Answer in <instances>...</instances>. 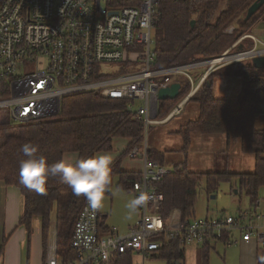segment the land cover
<instances>
[{
    "label": "built area",
    "instance_id": "obj_1",
    "mask_svg": "<svg viewBox=\"0 0 264 264\" xmlns=\"http://www.w3.org/2000/svg\"><path fill=\"white\" fill-rule=\"evenodd\" d=\"M160 2L0 0V109H8L14 122L27 123L59 114L66 97L96 93L125 100L127 110L143 119L146 131L159 122V92L174 78L191 83L190 96L213 71L264 56V41L245 33L217 57L156 67L154 28ZM227 3L222 0V9ZM236 28L232 24L224 33ZM247 39L252 40L251 45H243ZM199 69L203 72L196 83ZM183 101L173 113L180 112ZM139 155L142 176L134 183L132 194L144 193L148 202L139 209L135 225L124 233L101 231L102 209L91 210L86 202L71 240L77 258L70 264H112L114 256L126 252L138 255L136 264H147L159 258L164 248L161 236L178 240L185 251L207 240L227 245L255 240L264 247L263 204L216 218L183 219L178 208L164 217L158 212L164 195L155 183L172 168L150 160L146 150L140 152L137 146L129 154ZM183 261L179 258L172 263ZM43 264H63L57 230L55 239L46 244Z\"/></svg>",
    "mask_w": 264,
    "mask_h": 264
},
{
    "label": "trees",
    "instance_id": "obj_2",
    "mask_svg": "<svg viewBox=\"0 0 264 264\" xmlns=\"http://www.w3.org/2000/svg\"><path fill=\"white\" fill-rule=\"evenodd\" d=\"M253 1L228 0L226 8L219 13L222 0H161L155 12V66L167 67L221 55L241 34L251 33L254 24L264 18L263 6L247 21L245 14L233 33L223 32L225 27L234 24L233 20L243 11L247 12ZM193 19H196V23L192 27ZM232 77L242 80L238 109L232 107L229 99L215 98L213 94L212 82L215 78ZM181 83L182 88L176 98L160 100L158 120L165 119L189 93L190 83L182 80ZM190 101L199 104L200 115L179 130L184 140L182 151L185 160L155 183L157 190L164 195L158 212L167 217L174 208H178L183 219L193 218L199 196L198 186L203 181L207 192L215 193L221 183L237 179L239 191L246 193L251 205H264V194H261V190H264V129L256 126L257 120L264 115V68H258L252 62L223 66L208 76ZM193 131L222 133L228 139L241 138L242 150L256 157L255 170L245 173L189 171L186 165ZM116 137L131 141L110 165L112 184L118 176L117 185L132 192L134 183L141 179L142 173L123 170L122 161L133 148L143 146L146 138L143 119L127 110L125 100L104 98L96 93L69 96L63 100L59 114L27 123L14 122L8 109H0V179L21 189L24 212L20 223L27 228L29 235L33 232V218L37 215L42 218L45 248L50 224L55 216L58 255L63 264H70L77 258L71 240L86 200L83 196L73 195L71 188L58 177L49 179L44 193L23 186L19 182V167L20 161L27 157L21 150L22 145L29 142L38 145L37 155L45 156L52 164L64 160L70 152L78 153L79 160L100 151H112ZM146 153L150 160L166 165L167 151L148 145ZM106 228L103 223L101 231ZM160 238L164 248L159 258L173 264L174 259L185 256V250L178 240L164 236ZM211 243L207 240L200 249V264H209ZM259 256L260 263L264 264V247L260 249ZM133 263L131 252L118 254L112 259V264Z\"/></svg>",
    "mask_w": 264,
    "mask_h": 264
},
{
    "label": "crops",
    "instance_id": "obj_3",
    "mask_svg": "<svg viewBox=\"0 0 264 264\" xmlns=\"http://www.w3.org/2000/svg\"><path fill=\"white\" fill-rule=\"evenodd\" d=\"M221 10L224 9L221 8ZM262 23H264V18H260L252 27V30L254 28L259 29L258 31L260 35L252 33V30L251 33H247V34H252L255 37L259 38L260 40L264 41V39L261 38L264 37V26L261 25ZM235 25L239 27V25L237 24ZM251 44H252L251 39H247L243 43V45H251ZM202 72L203 70L197 71V74L194 77L196 83L199 81ZM233 78H237V77L215 78L212 82L213 94L215 98L229 99L231 101V105H232L231 97H228L225 94L234 92V89L232 91V88H234V83L219 82V84H217L215 80L223 79L224 81H230ZM181 80L184 82L188 81L183 77H176L174 78L173 83L174 82L181 83ZM216 84L219 87L218 89L216 88ZM241 89H242V83H241ZM217 91L218 93H216ZM189 93L186 96H188ZM192 95L188 96V98H186L185 96L178 103L180 104L186 98L183 101V105L180 109V112L178 113L172 112L178 106L177 104V106L171 111V113L167 116V118L161 119L159 120V122L171 120L175 116L180 115L182 113L181 110L186 109V107L190 104L191 102L190 98L192 97ZM238 97L239 95L237 96V101H238ZM199 115H200V106L195 119H197ZM260 118L257 120V123L260 122ZM195 119H185L180 126L182 127L183 125L187 124L189 121ZM257 127L259 129H264V127L261 126H257ZM179 130H177L175 133L177 132L179 133ZM146 131H145V138H146ZM125 139H126L125 141L126 144L122 146V148L124 149L131 141V139L129 138H125ZM191 140L192 142H191L189 154L187 156V165H186L189 171H195V172L229 171L235 173H245V172H252L255 170L256 157L254 154L245 153L242 150V140L239 137H233L231 139H228L227 136L222 133L205 134L199 131H193L191 134ZM183 144H184V140L182 143V148H183ZM147 146L148 145L146 144V139H145L144 145L141 147L138 146L137 147L140 149V152H144ZM182 148H181V152L185 160V155L182 151ZM114 151L116 152L115 148L111 152L110 151H106V152L100 151V152L115 153ZM120 153L121 152H119V154ZM96 154H100V153L97 152ZM70 159L72 160V162H75L76 158L71 157ZM64 160H66V158ZM113 161L114 159L112 158V162ZM183 161L180 164H182ZM215 162L217 163V168H218L217 170L213 169L214 167H212ZM198 166H200L201 169H199ZM142 168H143V160L140 155L137 157H131L127 155L122 161L123 170L141 172ZM197 170H207V171H197ZM118 181H119V177L116 176L114 183L112 184V192H108L105 194V201H104V206L102 208V212L104 217V224L107 228L106 230H104V232H108L109 230H113V229H116L117 231L123 233L127 232L130 228H132L135 225L137 219L139 218V214L137 212L136 214L133 215V218L131 220L125 219L126 210L124 205L127 199L133 197L132 194L133 191L131 192L120 188L119 186H117ZM235 182L236 185H238L237 179H235ZM235 192L238 193L239 189L235 190ZM249 207H251V204ZM260 207L263 206L261 205ZM242 209H246V208H239L238 211ZM23 212H24V195L21 189L16 185L7 184L5 180L0 179V264H43L44 263L46 248L43 242L42 218L39 215L33 218V222H32L33 232L31 235H29L27 228L20 223V219L23 215ZM222 215H227V213H224ZM212 218H216V217H212ZM52 226L56 230L55 216H54V220L51 221L50 228ZM49 241L51 240H49V233H48L46 244ZM204 245L205 243L199 244L197 247L196 246L188 247L185 251V256L183 257L184 260L183 264H200V249ZM262 248L263 247L259 246V244L255 240H251L248 242L240 241L239 243L233 245H227L224 241L212 242L209 253V264H261L259 252L260 249ZM132 254H133V262H134L133 264H136L137 261L139 260V257L136 261L134 259V256L137 254L135 253ZM157 259H162V258L157 257L150 261L152 262ZM166 261L168 262V260Z\"/></svg>",
    "mask_w": 264,
    "mask_h": 264
},
{
    "label": "rangeland",
    "instance_id": "obj_4",
    "mask_svg": "<svg viewBox=\"0 0 264 264\" xmlns=\"http://www.w3.org/2000/svg\"><path fill=\"white\" fill-rule=\"evenodd\" d=\"M245 12L246 11H243L237 18H235L233 20V23L239 25L241 22L240 19L244 18L246 14ZM261 25L264 26V23H262ZM258 30L259 29L254 28L252 30V33L260 35ZM261 38L264 39V37ZM215 81L217 82V84H219V82L234 83V88H232V91L234 89V92L228 94L226 93L225 95L231 97L232 106L235 109H238L239 103L237 101V96L241 91V83H242L241 79L233 78L230 81H224L223 79H216ZM217 84H216V88L218 89L219 87ZM216 93H218V91ZM181 111L182 113L180 115H177L174 118L172 117L173 119L171 120L156 123L146 131V144L151 147L158 148L160 150H164V151L166 150L167 155H166L165 164L173 168L175 167V165L180 164L184 160V157L181 152L183 138L181 134L175 132L181 128L180 125L181 123H183L185 119H195L199 111V105L196 102L191 101L190 104L186 107V109L184 110L182 109ZM257 126L264 127V115L260 118V122L257 123ZM125 141L126 139L123 137H116L114 139V148L116 152L115 151L114 152L117 154L115 153H105V154H108L113 159H115V157L118 156L119 152L123 151L122 149L124 148H122V146L126 144ZM99 153L101 154L102 152ZM77 154L78 153L76 152L67 153L65 155L66 161L72 162L70 158L74 157L76 159L75 162L72 163L75 164L78 158ZM198 167L199 169H201L200 166ZM212 167H214L213 169L217 170L218 169L217 163L215 162ZM197 171H207V170H197ZM238 189H239L238 185H236L235 180H233L231 182H223L220 185L217 192L208 193L205 187V182L204 181L201 182L198 186L199 196L195 206L194 217L211 218V217L221 216L224 213L236 215L239 208H248L250 206L249 197L246 195L244 191H239L238 193H236L235 190ZM261 194H264V190H261ZM53 220L54 217L52 221ZM54 239H55V229L52 226L49 230V240L53 241ZM134 259L137 261L138 256L135 255ZM147 264H167V261L165 259H157L152 262L149 261L147 262Z\"/></svg>",
    "mask_w": 264,
    "mask_h": 264
},
{
    "label": "clouds",
    "instance_id": "obj_5",
    "mask_svg": "<svg viewBox=\"0 0 264 264\" xmlns=\"http://www.w3.org/2000/svg\"><path fill=\"white\" fill-rule=\"evenodd\" d=\"M145 23L148 19L145 18ZM26 159L20 161L19 182L38 193L46 191V185L51 177L71 188L73 195L83 196L91 210H100L104 206L105 194L112 192V157L108 154H93L88 158L71 161L60 160L49 164L43 155H37L39 146L31 142L22 145ZM114 194V193H113ZM148 197L144 193L126 200V220H131L139 209L145 207Z\"/></svg>",
    "mask_w": 264,
    "mask_h": 264
},
{
    "label": "water",
    "instance_id": "obj_6",
    "mask_svg": "<svg viewBox=\"0 0 264 264\" xmlns=\"http://www.w3.org/2000/svg\"><path fill=\"white\" fill-rule=\"evenodd\" d=\"M263 6H264V0L253 1L250 4V6L247 8L245 20L246 21L249 20ZM195 23H196V19H193L191 21L192 27L195 25ZM240 47H242V46H240ZM252 63L258 68H264V56L254 58ZM181 87H182V83L174 82L167 87L161 88V90L159 92V99L163 100V99H167V98H171V99L176 98L180 93Z\"/></svg>",
    "mask_w": 264,
    "mask_h": 264
}]
</instances>
